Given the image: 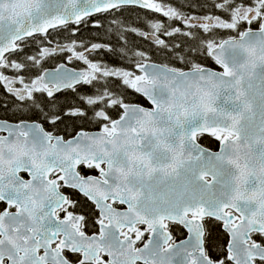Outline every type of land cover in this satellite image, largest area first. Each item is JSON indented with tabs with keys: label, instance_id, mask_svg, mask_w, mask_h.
I'll return each instance as SVG.
<instances>
[{
	"label": "snow or ice",
	"instance_id": "snow-or-ice-1",
	"mask_svg": "<svg viewBox=\"0 0 264 264\" xmlns=\"http://www.w3.org/2000/svg\"><path fill=\"white\" fill-rule=\"evenodd\" d=\"M0 264H264V0H0Z\"/></svg>",
	"mask_w": 264,
	"mask_h": 264
}]
</instances>
